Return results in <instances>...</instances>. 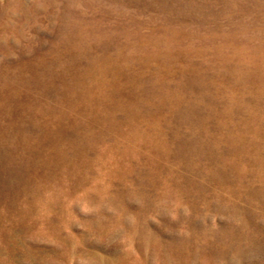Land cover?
Masks as SVG:
<instances>
[{
  "label": "rangeland",
  "instance_id": "rangeland-1",
  "mask_svg": "<svg viewBox=\"0 0 264 264\" xmlns=\"http://www.w3.org/2000/svg\"><path fill=\"white\" fill-rule=\"evenodd\" d=\"M0 264H264V0H0Z\"/></svg>",
  "mask_w": 264,
  "mask_h": 264
}]
</instances>
